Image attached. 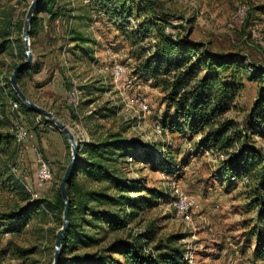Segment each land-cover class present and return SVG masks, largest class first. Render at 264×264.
I'll return each mask as SVG.
<instances>
[{
	"label": "rangeland",
	"instance_id": "374dc122",
	"mask_svg": "<svg viewBox=\"0 0 264 264\" xmlns=\"http://www.w3.org/2000/svg\"><path fill=\"white\" fill-rule=\"evenodd\" d=\"M31 1L0 0V43L7 42L0 53V264H53L56 233L63 215L49 205L57 199L71 159L65 134L36 111H23L12 96L15 91L10 76L15 65L26 58L18 23L24 21ZM59 1L67 15L52 22L45 19L41 30L30 36L34 54L30 66L38 64L40 70L30 67L21 84L35 103L53 111L73 130L81 146L115 136L134 140L141 158L130 153L121 156L113 167L117 176L140 185L137 189L142 192L133 191L132 197L142 195L151 204L148 207L146 203L133 217L131 208L125 206L127 213H122L129 219L125 227L109 231L99 244L93 240L81 242L69 256L100 253L115 240H131L154 229L156 239L144 251L163 255L161 264H264V255L258 258L254 253L259 237L264 243V223L258 218L257 208L250 204L247 179L228 191L223 157L202 148L201 136L169 128L162 133L156 130L155 121L163 120L171 111L167 110L162 90L135 73L129 46L104 8L112 12L113 7L100 0ZM133 3L136 13L129 18L131 23L119 19L125 28H136L143 18L158 15L169 20L158 22L169 35L186 37L210 52L236 54L238 64L228 73L244 86L229 116L245 122L259 82L264 85V77L258 82L250 80L254 71L262 72L257 67L264 70V0ZM115 63L126 65L132 79L125 95L118 91L111 73L104 70ZM87 71L93 76L85 81L81 78ZM74 88L81 93L78 106L69 100ZM141 98L149 103V112L139 109ZM21 127L27 137L18 142ZM40 159L47 162L52 173L45 182L38 177ZM76 179L88 187L107 188L117 194L109 179L94 181L85 175H77ZM173 185H179L195 202L189 218L179 215L171 204ZM91 224L88 214L82 227L86 235L104 236ZM107 255L124 261L119 253Z\"/></svg>",
	"mask_w": 264,
	"mask_h": 264
},
{
	"label": "trees",
	"instance_id": "16d2710c",
	"mask_svg": "<svg viewBox=\"0 0 264 264\" xmlns=\"http://www.w3.org/2000/svg\"><path fill=\"white\" fill-rule=\"evenodd\" d=\"M100 1L113 7L112 12L104 8L111 14L110 20L129 46V54L135 61V73L164 93L167 110L171 113L161 120L163 127L181 134L201 136L199 143L202 148L221 155L229 176L226 183L228 191L230 186L247 179L245 186L249 189L250 204L257 208L258 218L264 223V147L259 146L257 140L260 138L264 141V85L259 82L257 97L248 117L245 122H239L229 116L236 108L237 98L244 86V82L228 73L238 64L236 54L210 52L204 45L186 37L180 39L171 36L158 23L163 19L169 20L161 19L158 15L143 18L136 28H125L119 19L121 17L126 24L131 23L129 18L136 13L134 0ZM66 12V7L59 0H42L33 18L30 36L34 37L41 30L45 19L57 21L65 18ZM23 22L18 23L22 30ZM6 47L7 42L0 43V53ZM39 66L35 64L30 67L40 70ZM30 67L25 68L18 77L23 90L22 77ZM257 69L262 72L254 71L251 82H258L264 77V70L261 67ZM12 96L21 104L23 111L34 112L15 92ZM41 118L46 120L43 116ZM119 150L125 151L124 154H116ZM138 150L134 140L117 136L85 142L81 146L74 173L67 184L70 223L63 239L59 264H161L165 260L163 255L144 251L145 246L156 239L154 229L131 240H115L100 253L69 256L79 248L81 242L93 240L99 244L109 231L125 227L129 221L127 214L122 213H127L125 206L131 208L129 212L132 217L136 216L138 209L145 208L147 200L142 195L131 196L133 191L138 194L142 192L137 189L141 188L140 185L120 178L116 167H113L121 156L131 153L139 158ZM77 175H85L94 181L109 179L114 183L117 194L110 193L107 188L88 187L77 181ZM150 205L148 202L146 206ZM49 206L63 215L65 204L60 188L56 201ZM88 214L94 223L91 227L102 230L104 236L92 237L84 233L82 227ZM258 242L254 253L259 258L264 255V243L260 237ZM108 252L119 253L124 261L112 259Z\"/></svg>",
	"mask_w": 264,
	"mask_h": 264
},
{
	"label": "water",
	"instance_id": "95a60500",
	"mask_svg": "<svg viewBox=\"0 0 264 264\" xmlns=\"http://www.w3.org/2000/svg\"><path fill=\"white\" fill-rule=\"evenodd\" d=\"M42 0H32L29 8L27 10L24 22H23V30H22V40L23 46L25 49L26 58L24 61L19 63L13 70L10 76L11 85L21 99V101L31 108L32 110L39 113L41 116L45 117L47 120L56 125L66 136L70 146H71V159L69 164L67 165L66 171L61 179L59 184L60 192L62 195V199L64 201L65 207L63 211V220L62 226L58 229L56 233V240L54 245V260L53 264H59L61 258V248L63 245V239L67 232L70 223V198L68 195L67 184L71 179L75 166L78 161L79 153L81 150V146L77 141V138L73 132V130L63 121L61 120L53 111L35 103L22 89L19 84V74L25 70V68L30 67L34 60V54L31 49V41H30V31L32 26V21L36 12L38 5Z\"/></svg>",
	"mask_w": 264,
	"mask_h": 264
},
{
	"label": "built area",
	"instance_id": "2783aa9c",
	"mask_svg": "<svg viewBox=\"0 0 264 264\" xmlns=\"http://www.w3.org/2000/svg\"><path fill=\"white\" fill-rule=\"evenodd\" d=\"M105 71H109L112 76V80L115 84L119 85L122 88V92L131 87L132 79L129 78L128 67L122 63H115L113 65H106L104 67ZM80 90L74 88L69 93V100L74 106L80 104ZM17 103H15L16 105ZM139 109L144 112L150 111V105L146 99L141 98L139 101ZM156 130L159 133L165 131L160 120L155 121ZM27 137V131L24 128H20L17 132V141L22 142ZM38 177L41 181L45 182L51 179L52 173L47 162L43 159H40V164L38 168ZM171 204L177 210L179 215H184L186 218L190 217L191 212L195 206L194 200H192L179 185H173V197Z\"/></svg>",
	"mask_w": 264,
	"mask_h": 264
},
{
	"label": "crops",
	"instance_id": "0c3cea01",
	"mask_svg": "<svg viewBox=\"0 0 264 264\" xmlns=\"http://www.w3.org/2000/svg\"><path fill=\"white\" fill-rule=\"evenodd\" d=\"M90 51L92 52V49H91ZM83 67H84V65H83ZM89 69H90V67H89ZM86 70H87V69H86ZM91 76H93V74L90 73L89 71H87V73H86L81 79L87 81V80H89V78H90ZM89 82H91V81H89ZM103 82H106V81H103ZM86 84L88 85V83H86ZM117 86H119V85H117ZM118 88H119L118 91H119L121 94L125 95V90L122 92V91H121L122 88H121L120 86H119ZM113 90H116V88H113ZM91 93H93V91L90 89V92H89L90 96H91ZM26 94H27L29 97H31V96L29 95V92H26ZM90 96H89V97H90ZM87 108H88V105H87ZM257 140H258V143H260L261 145L264 146V141H263L262 139L257 138Z\"/></svg>",
	"mask_w": 264,
	"mask_h": 264
}]
</instances>
